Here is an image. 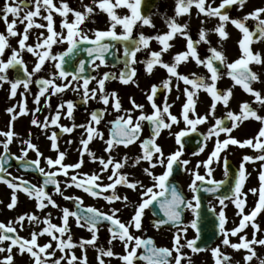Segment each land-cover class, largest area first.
<instances>
[{
    "label": "snow or ice",
    "instance_id": "6c2138e0",
    "mask_svg": "<svg viewBox=\"0 0 264 264\" xmlns=\"http://www.w3.org/2000/svg\"><path fill=\"white\" fill-rule=\"evenodd\" d=\"M79 3L80 9L70 6L67 0H59L58 4L55 0H4L3 7L0 8L2 13L0 21L5 26V31L0 32V89L5 84L10 86L9 99L15 98L18 90L22 89L21 100L6 109L10 115L8 130L0 131V137H3L0 139V147L3 149L0 152V183L11 190L10 202L4 206L9 210L15 209L18 204L17 193L22 191L30 200H35L36 209L40 212L43 213L49 207L57 210L60 213L58 219L61 221L59 225L53 223L51 212L43 217L35 212H25L7 224L0 222V254L7 253L0 257V264H14V248L21 256L27 254L30 264L62 262L89 264L88 246L96 250L98 264H106L105 258H117L121 264H182V261L192 264V257L182 252L184 248L190 249L193 254L210 250L213 264H233L232 256L222 251V248L228 247L235 251L246 250L244 264H251L254 258L258 259V264H264V258H259L256 252V246L264 247V238H257L261 229L255 222L256 217L264 212V163L258 175L259 189H249L251 194L258 195V201L248 213H245L248 193L242 191L248 178L245 164L254 161L264 162V116L258 113V108L253 107L254 104L264 107V91L253 86L258 82L264 83V80H261V75L250 67L253 64L264 66V54L254 51L252 47L254 44L264 43V6L254 7L242 17L233 18L229 14L231 9L236 7L237 11H242L249 0H221L218 6H214L215 0H174L172 16H168L166 12L159 13L157 10V14L164 20L167 31L146 35L142 31L144 27L156 28L153 14L142 12V5L146 4V0H91L89 4L79 0ZM193 6L197 9V17L202 15L206 19H218V24L212 30L201 27L197 39H193L189 23L178 22L185 15L191 16ZM100 13L108 17L105 29L82 27L86 23L95 24L96 21L92 18ZM69 14L73 17L71 21L68 19ZM57 15L60 17L59 31L55 27L54 17ZM37 18L44 23H38ZM249 21L254 22V27L248 26ZM18 23L24 25L22 32L17 30ZM204 23L205 20H201V24ZM229 23L241 33L238 40L239 56L231 62L221 50L223 42L230 35L226 30ZM35 29L41 31L35 34ZM134 29L139 30L134 34ZM209 31L218 35L219 48L211 45L208 39ZM30 35H35L34 44L28 43ZM16 37H19L18 47H12L9 40ZM177 37L186 41L185 48L176 52L171 61L166 62L163 55L174 47L172 41ZM153 41L160 46L158 51L151 48ZM65 44L67 46L63 50L53 51L54 46ZM201 44L208 45L207 54L203 58L199 52ZM117 45L122 46V54L121 48ZM6 49L11 51L7 59L4 58ZM25 52L34 57L35 62L31 70L23 58ZM140 53L144 54L143 58H138ZM82 54L84 58H81ZM108 56L113 58L112 67L115 68L117 64H122L123 67L118 73L105 72L97 78L92 73L98 72L101 66H108ZM189 62H194L197 67L203 66L208 75H198L196 72L182 74L178 71L182 64L187 65ZM46 65L49 66L47 77L41 75ZM137 65H143L146 75H152L157 66L167 73L165 79L158 84H152L145 92L146 100L151 107L150 113L145 111V104L137 103L133 97H129L131 107L124 108L118 92L106 88V82L113 80L139 87ZM9 70L16 72L15 78L9 77ZM225 75L231 79V87L218 88V81ZM93 81L96 86L90 88L89 85ZM173 81L177 92H181V82L184 85L182 89L184 101L179 117L172 113L173 103H169ZM33 84L36 85L37 92L33 95L35 108L32 110L30 124L39 128L41 134L50 141V150L56 152L55 158L44 155L33 142L31 132L27 138H23L13 130L15 121L28 115L30 111L27 106V94H32ZM236 86H240L245 93L253 97L251 102L240 103L239 113L229 110L230 101L234 96L233 89ZM201 90L211 98L208 111L203 115L197 111ZM68 91L78 94L80 102L84 105L89 101H96L103 107L88 113L85 123L77 124L74 117L77 101L62 99ZM161 92L164 93L162 105L157 103ZM53 97L59 99L54 110L51 103ZM42 98L43 108L49 109L43 121L36 116L42 111ZM180 99L178 95L176 100ZM109 105L112 112L117 115L114 119L105 121V116L111 114L108 111ZM218 105L226 109L223 116L216 115ZM137 112L139 114L134 115ZM62 115L71 121V126L60 123ZM209 117L214 123H211L206 133H201L200 147L193 155L203 153L213 137L214 147L205 160L199 161L195 169L189 170L187 165L190 161L182 159L185 138L198 132V126L208 123ZM250 118L262 125L257 135L242 142L231 137L233 130ZM181 122L184 127L172 132L173 126H179ZM102 123L108 129L107 138L100 128ZM145 124L149 129L147 136H144ZM76 129L83 130L79 138V147L75 149L79 158L77 162L66 163L68 150H61L59 140L64 134H72ZM164 130L169 131L176 144L175 150L167 155L158 143ZM222 133L228 138L221 140ZM14 138L19 140L20 155L10 150ZM96 140L102 142V152L106 157L103 154L98 156L96 151L89 147ZM66 144L71 146L73 140L69 139ZM136 145L139 147L138 154L130 155L125 151L120 155L121 148L127 150ZM229 145L249 146L262 154L243 157L230 188L231 195H222L218 198L222 206L218 212L214 207L211 209L217 215L218 234L222 236L220 244L210 249L208 246H197V242L201 240L204 220L201 193L215 194L229 183L227 157L223 158L225 179L216 180L213 177V165L220 163L221 153ZM30 152L35 153V159H29ZM85 155L90 162L99 164L98 170L91 173L81 171L85 164ZM41 158L46 167L41 166ZM13 162H19L18 167L26 172L31 170L39 173L42 182L37 185L22 176H14L9 171ZM145 164L147 166H144ZM201 166L205 169L204 174L199 171ZM157 167L163 169L162 173L154 172ZM174 167H181L184 172L191 175L192 179L188 184V189L192 193L190 199L179 183L173 182ZM126 169H139L141 174L150 180V184H145L135 171ZM60 177L64 178L63 182ZM105 179L107 183L104 182ZM49 186H52L51 192L48 191ZM119 187L132 192L138 199L133 201L127 192L121 194ZM71 188L79 189L92 198L103 199L110 205L109 210L85 206L80 195H66V191ZM54 196L72 202L74 210L66 206L61 207ZM226 200H231L239 210L236 215L241 217L239 225L231 230L225 227L227 218L223 208L226 207ZM116 202H120L122 207H115ZM2 203L3 201H0V204ZM129 208L133 214L128 221H122L118 214ZM146 210H151L154 218L152 226L157 230L161 227L175 229L171 248L157 246L152 237L134 234L144 230ZM187 211L192 213L193 218L185 225L183 218ZM70 218L74 220L75 227L89 232L90 238H81L79 242H74ZM25 222L30 229L28 238L21 236L17 230V227L25 229ZM249 223L253 227L252 238L249 240L246 235H240L239 242H232L229 237H236ZM105 224L110 235L107 248L98 246L99 232ZM41 225L43 226L40 227ZM189 227L195 230L194 239H186L184 236ZM44 236L50 239L41 245L39 239ZM182 239H185L184 243H181ZM114 241L123 246L122 254L113 252ZM5 242H8L7 247L4 246ZM77 247L82 250L80 257L73 251ZM58 252L60 255L57 257Z\"/></svg>",
    "mask_w": 264,
    "mask_h": 264
},
{
    "label": "flooded vegetation",
    "instance_id": "af4514ba",
    "mask_svg": "<svg viewBox=\"0 0 264 264\" xmlns=\"http://www.w3.org/2000/svg\"><path fill=\"white\" fill-rule=\"evenodd\" d=\"M55 2L58 4L59 0H55ZM67 2L72 6L73 8L80 9V3L79 0H67ZM221 2V0H215L214 6H218V4ZM85 4L91 3V0H84ZM4 0H0V8L3 7ZM257 6H264V0H249V3L246 5V7L242 11H237L236 7H233L230 11V16L233 18H238L242 17L246 13L252 11L254 7ZM173 7H174V0H146V4L142 5V12H151L153 14V22L156 25V28H150V27H144L142 31L146 35H155L157 31L164 32L167 31V28L164 24V20L161 18L159 14H157V10L159 13H167L168 16H172L174 14L173 12ZM197 9L195 6L191 9V16L189 17L188 15H185L179 19L178 22L180 23H189L190 25V33L193 37V39L198 38V32L201 27L207 29V30H212L215 28V26L218 24V19L217 18H205L202 15L200 17H197L196 15ZM2 14V13H0ZM9 19L11 20L12 17L10 16ZM56 24V30L59 31V24H60V17L57 15L54 17ZM69 21L73 19L72 15L69 14L68 17ZM92 19L96 21L95 24L92 23H86L85 27L87 28H98V29H105L107 27V21L108 17L104 13H100L96 16H94ZM201 20H205L204 24H201ZM38 23H44V21L40 20L37 18ZM248 26L254 27V22L249 21ZM24 28V25L19 24L17 25V30L22 32ZM119 31V28L117 29ZM139 29H134V34L138 31ZM226 30L229 32V38L223 42L222 47L224 46H229L232 47L230 50V56L227 57L229 62L235 60L239 56V48H238V40L241 36V33L238 29L235 28L234 25L229 23L226 26ZM5 31V26L2 21H0V32ZM41 30L40 29H35L34 32L35 34H38ZM18 39L19 37L16 38H10L9 43L12 45V47H18ZM208 39L211 41L212 46H216L219 48L220 46V41L218 35L213 32L209 31ZM28 43H35V35H30V39ZM174 44V47L168 52L163 55V59L166 62L171 61L172 56L178 52L182 51L185 48L186 41L183 38L177 37L174 41H172ZM118 47L121 48V54L123 52V48L120 45H117ZM208 45L207 44H201L199 47V52L201 57L203 58L207 53ZM254 51H260L262 54H264V43H258L254 44L253 46ZM151 48L153 50H159L160 46L153 41L151 44ZM54 52H59L57 50V46H54ZM64 48L61 46V50ZM11 55L10 49H6L5 51V59H7L8 56ZM144 54L140 53L138 54V58H143ZM23 58L28 65L29 70L34 66V57L30 54L25 52L23 54ZM81 58H84V54H82ZM108 60V66H101V68L98 70V72L92 73L93 75H96L97 78L102 76L103 73L105 72H116L118 73L119 70L123 67L122 64H117L116 67H112L113 63V58L111 56L107 57ZM48 65L45 66V70L41 73V75L47 77L48 76ZM252 67L253 71L258 72L261 75V80H264V66L260 65H250ZM137 82L139 87H137L135 84H128L124 85L120 83L117 80L113 81H108L106 82V88L109 91L115 90L118 92L119 96L121 97L122 104L124 108H130L131 105L129 103V97L135 98L137 103H143L145 104V111L150 113L151 112V107L148 104L145 96V92L149 89V87L152 84H158L160 83L163 79L166 78L167 73L166 71L157 66L156 69L154 70V73L152 75H146L144 72L143 65H137ZM179 72L182 74H189L190 72H196L198 75H208L206 69L203 66L197 67L194 62H189L187 65H181V67L178 69ZM16 72L14 70H9V77L10 78H15ZM35 79V78H34ZM57 83H61V81H57ZM258 84V85H257ZM264 83H255L253 86H255L256 89L262 90V87ZM96 83L93 81L89 87H95ZM217 86L219 88V81L217 83ZM184 85L181 82L180 88L181 92H177L175 89V81H173V89L172 92L169 94V103H173V107L171 108V111L174 115H177L178 117L180 116L181 112V105L182 102L184 101V96L182 95V89ZM9 88L10 86L8 84H5L2 89H0V131H7L8 130V125L10 121V115L6 112V109L8 107H11L13 105H16L20 100V92L22 89L18 90V94L15 98L9 99ZM32 88V94H27V106L29 108V113L28 115H25L23 117H20L17 121H15L13 130L15 133H17L20 137L27 138L28 133H32V140L34 143H36L39 147V149L44 153L45 156H52L55 158L56 152L50 150V141L40 132V129L32 126L30 124V121L32 119V110H34L35 105L33 103V95L37 92V87L35 84L31 86ZM180 95L181 99L179 101L176 100V97ZM163 97L164 93L161 92L157 98V103L161 104L163 103ZM62 99L67 100V99H73L77 101V107L74 112V117H75V122L77 124L80 123H85L88 119V113H90L92 110L102 108V104H98L96 101H89L87 105H84L83 103L80 102L79 100V95L76 93H73L71 91H68ZM59 102V99L57 97L52 98V107L53 110L55 109L57 103ZM211 104V98L208 96L207 93L201 90L199 94V100L197 102V111L199 114L203 115L208 111V108ZM234 103H232V111L239 113V108L237 109L235 106H233ZM41 107L42 111L40 113H37L36 116L38 119L43 121L44 116L48 115L49 109L43 108V98L41 100ZM253 107L258 108V113L262 116H264V107H260L258 105H253ZM231 106L229 107V110ZM226 110V109H225ZM224 109L220 108L219 105L217 107V113L216 115L223 116L225 114ZM110 115L105 116V121L107 120H112L115 118L117 113L112 112L111 106L109 105L108 109ZM139 113H134V115H138ZM61 124L63 125H68L71 126V121L65 119L62 115L61 117ZM211 123H214L211 117H209V122L198 126V132L192 133L190 137H186V143H185V148H184V155L182 159L190 161V163L187 165V168L189 170L195 169V165L202 160H205L207 156L210 154L211 150L214 147V141L215 137H213L212 140H210L207 144V147L205 148V151L203 153H200L199 155L194 156L193 152L198 151V148L200 147V141L202 140L201 133H206L207 129L211 126ZM230 126V122H228ZM261 123L259 121H256L255 119H249L244 121L242 124L237 129H234L233 132L231 133V137L236 138L240 140L241 142L244 141L245 139L249 138H254L259 129L261 128ZM184 127L183 122L179 124V126L174 125L172 128V132H177L181 128ZM101 130L105 132V138L108 136V129L105 127L104 123L101 124L100 126ZM59 131V129H54ZM51 131V129H50ZM82 129H76L72 134H64L60 140V147L61 150H68V154L66 156V163H74L77 162L78 160V153L75 151L77 147H79V138L82 134ZM149 135V129L148 125H144V136ZM228 136H226L224 133L221 134L220 139H226ZM0 139H3V137H0ZM69 139L73 140V144L71 146H68L66 144V141ZM255 142V141H254ZM158 143L161 144V146L164 149L165 154L167 155L171 151L175 150L176 144L174 137H171L169 135L168 130H164L161 133V137L158 140ZM89 147L96 151L97 155H105L102 152V142L99 140L93 141L92 144L89 145ZM20 143L19 140L14 138L13 143L10 145V150L12 153H15L16 155H20ZM3 149L0 147V152H2ZM127 151L130 155L138 154L139 153V147L138 145L136 146H131L130 149H123L121 148L119 150L120 155H123L124 152ZM262 154L260 151L253 149L252 147L245 146V147H240L238 145H229V147L224 150L221 153V161L219 164L214 163L213 168V177L216 180H224V167H223V158L227 157V162H228V167H229V183L226 184L224 187H222L217 193L215 194H209V193H201V205H202V216L204 217V220L202 222V232L207 231V224H217V215L216 213L212 212L211 209L214 207L217 212L221 209V205L219 204V197L222 195H231L230 188L232 186V182L235 178V174L239 168L240 163L242 162V159L244 156H257ZM119 155L117 156V159H119ZM29 159H35V153L30 152L29 153ZM85 164L82 167L81 171L91 173L92 171L98 170L100 167L98 163H93L90 162L89 158L87 155H85ZM264 162L261 161H254V162H247L245 164L246 168V175L247 179L245 181V185L242 189L244 193H248L246 197V202H245V213L250 212V210L255 206V203L258 201V195H253L249 192V189L256 188L259 189V171L261 170V165ZM19 162H13V164L9 167V171L14 175V176H22L24 179L36 183L39 185L42 182V176L35 172V171H24L23 169H20L18 167ZM41 166H45L43 158H41ZM144 166H147L146 164ZM128 171H135V174L139 176L141 179L144 180L145 184H150V180L143 176L140 172L139 169L136 170H131V169H126ZM163 169L157 167L154 172L156 174L162 173ZM201 174H204L205 169L203 166L199 169ZM250 174V175H249ZM63 177H60L61 182H63ZM192 177L189 175L187 172H184L181 167H174V173H173V182L174 183H179V185L182 187L183 192L186 194L187 198H191L192 193L188 189V184L190 183ZM107 183V180L105 179L104 181ZM62 188H63V183H62ZM48 191H52V186H49ZM119 192L121 194H124L127 192V194L130 196V198L135 201L138 199V197L133 194L130 191H127L123 187H119ZM66 195H80L83 198L84 205L85 206H95L97 208H100L104 211H108L110 205L107 204L103 199H95L90 196H88L86 193L81 192L79 189L71 188L68 189L65 193ZM10 196H11V190L3 183H0V201H3L2 204H0V222H4L7 224L10 220H14L18 215L23 214L25 212H35L37 215L43 217L46 215L48 212L52 213V218H53V223H56L59 225L61 223L60 219L58 217L60 216V213L49 207L46 209L43 213L40 212L39 210L36 209V202L34 199L30 200L26 194H24L22 191L17 193L18 196V204L17 207L13 210L7 209L4 205L10 202ZM54 199L57 200V203L61 205V207H68L70 209L74 210V204L69 201H65L62 197L60 196H54ZM226 207L223 208L227 222H226V229L231 230L234 227H237L239 225L241 217L237 216L236 213L239 211L235 205L231 202V200H226L225 201ZM115 207H122V204L120 202H116ZM131 209H124V211L118 215H120L122 221H128L132 215ZM193 218V215L190 211H187L184 215V224L188 225ZM152 212L151 210H146V217L143 221L144 223V230L142 232H135L134 234L136 235H141L144 237H152L157 244V246H162V247H172V242H173V233L175 229H170L169 227H161L159 230L154 228L152 226V220H153ZM257 224L260 225L261 231L258 233L257 238H264V212L259 214L256 217ZM70 224L72 225V235H73V240L74 242H79L81 238L88 239L90 238V233L87 232L86 230L80 229L75 227V222L70 218ZM41 225L40 227H42ZM17 230L21 236H24L25 238L29 237V231L30 229L27 226V222H25V229L21 230L19 227H17ZM253 234V227L251 223L248 224V226L241 232L238 233L236 237H229L230 240L234 243L239 242V236L240 235H246L247 239H251ZM195 230L191 229L190 227L188 228V231L186 234H184L186 239H194L195 238ZM110 238L109 232H108V227L105 224L103 227H101L100 232H99V240H98V246H103L105 248L109 247L107 241ZM50 238L48 236H44L39 239V243L42 245L46 242H48ZM222 240V236L219 235V238L217 241L210 247H216L217 245L220 244ZM185 239L181 240V243H184ZM8 242H5V247H7ZM209 248V249H210ZM112 250L114 253L117 254H122L124 252L123 246L119 242H113L112 245ZM76 255L80 257L82 255V250L77 247L74 249ZM210 251V250H209ZM209 251H202L200 253L193 254L190 249L184 248L182 249V252L191 256L192 257V264H213L211 261H209V256L208 252ZM222 251L230 254L233 258V264H236V262H239V264H244V256L246 255V250H240V251H235L231 249L230 247L228 248H222ZM256 252L257 256L259 258H264V247L261 246H256ZM210 253V259L212 258L211 252ZM3 255H7V253L0 254V257ZM13 255H14V264H30L28 255L25 254L21 256L17 249H13ZM60 255V253H57V257ZM175 255V253H173ZM87 256H88V261L89 264H98V261L96 259L97 257V252L94 248L91 246L87 247ZM55 259V258H53ZM213 259V258H212ZM106 264H121V261L117 258H105ZM64 264V262H62ZM182 264H186V261H182ZM251 264H258V259L254 258L251 262Z\"/></svg>",
    "mask_w": 264,
    "mask_h": 264
},
{
    "label": "rangeland",
    "instance_id": "374dc122",
    "mask_svg": "<svg viewBox=\"0 0 264 264\" xmlns=\"http://www.w3.org/2000/svg\"><path fill=\"white\" fill-rule=\"evenodd\" d=\"M66 44L65 45H63L62 47L63 48H66ZM220 47V46H219ZM60 49H61V46H57V50H59L60 51ZM232 49V47H229V46H224V47H222V49L221 50H223L224 51V53H225V55L227 56V57H231L230 56V50ZM55 49H54V47H53V51H54ZM228 61H230V60H228ZM231 85H232V81H231V79L229 78V77H227L226 75L219 81V88H221V89H226V88H228V87H231ZM258 85V84H257ZM264 85V84H263ZM255 87V86H254ZM262 90H264V86L262 87ZM233 92H234V96H233V99L230 101V105H229V107L231 106V110H232V103H234V105L233 106H235L237 109L239 108V105H240V103L241 102H243V101H249V102H251L252 100H253V97L251 96V95H249V94H247V93H245L244 91H243V89L240 87V86H236L234 89H233ZM219 107L220 108H222V109H224L225 110V108L222 106V105H219ZM226 111V110H225ZM210 252V251H209ZM208 252V256H209V261H211L212 263H213V259L211 258L210 259V253ZM212 257V256H211Z\"/></svg>",
    "mask_w": 264,
    "mask_h": 264
},
{
    "label": "water",
    "instance_id": "95a60500",
    "mask_svg": "<svg viewBox=\"0 0 264 264\" xmlns=\"http://www.w3.org/2000/svg\"><path fill=\"white\" fill-rule=\"evenodd\" d=\"M218 237L217 224L214 226L209 225L207 231H203L201 240L197 242V246H210Z\"/></svg>",
    "mask_w": 264,
    "mask_h": 264
}]
</instances>
